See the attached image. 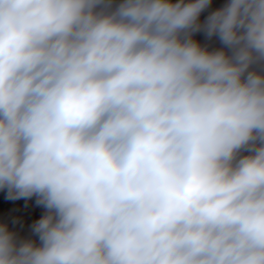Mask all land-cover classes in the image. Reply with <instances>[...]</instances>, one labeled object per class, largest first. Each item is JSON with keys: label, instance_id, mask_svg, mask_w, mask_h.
Listing matches in <instances>:
<instances>
[{"label": "clouds", "instance_id": "1", "mask_svg": "<svg viewBox=\"0 0 264 264\" xmlns=\"http://www.w3.org/2000/svg\"><path fill=\"white\" fill-rule=\"evenodd\" d=\"M0 190V264H264V0H0Z\"/></svg>", "mask_w": 264, "mask_h": 264}, {"label": "crops", "instance_id": "2", "mask_svg": "<svg viewBox=\"0 0 264 264\" xmlns=\"http://www.w3.org/2000/svg\"><path fill=\"white\" fill-rule=\"evenodd\" d=\"M223 2L224 0H213L214 6H219ZM44 211L42 206L36 204L35 197L11 201L7 199V191L0 190V219H4L24 236L31 235L32 225Z\"/></svg>", "mask_w": 264, "mask_h": 264}, {"label": "water", "instance_id": "3", "mask_svg": "<svg viewBox=\"0 0 264 264\" xmlns=\"http://www.w3.org/2000/svg\"><path fill=\"white\" fill-rule=\"evenodd\" d=\"M21 235H23V234H21ZM24 236V235H23Z\"/></svg>", "mask_w": 264, "mask_h": 264}]
</instances>
